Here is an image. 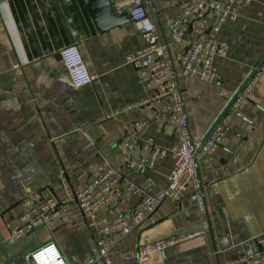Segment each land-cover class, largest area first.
Segmentation results:
<instances>
[{"label":"crops","instance_id":"1","mask_svg":"<svg viewBox=\"0 0 264 264\" xmlns=\"http://www.w3.org/2000/svg\"><path fill=\"white\" fill-rule=\"evenodd\" d=\"M111 6L116 0H110ZM196 0H147L161 38L170 39L165 19ZM235 20L221 26L226 56L214 57L215 83L178 76L192 139L203 137L245 75L264 53V0L237 6ZM141 23L128 21L97 29L88 0H0V264H30L35 248L54 241L68 264H89L96 256L94 228L88 227L73 189L90 181L103 161L122 171L117 196L98 211L96 225L127 218L139 197L123 196L126 182L147 193L167 183L170 157L149 169L127 168L122 137L134 120H146L137 140L151 138L170 147L172 126L162 102L153 99L136 69L125 61L144 44ZM76 44L95 79L75 86L59 51ZM204 195L200 212L187 193L165 199L111 253L115 264H226L257 249L264 233V72L250 100L227 122L222 142L196 159ZM41 191L68 200L49 225L21 238L10 236L19 225L22 199ZM183 237L152 258L124 253L141 237Z\"/></svg>","mask_w":264,"mask_h":264},{"label":"built area","instance_id":"2","mask_svg":"<svg viewBox=\"0 0 264 264\" xmlns=\"http://www.w3.org/2000/svg\"><path fill=\"white\" fill-rule=\"evenodd\" d=\"M252 0H196L182 8L176 15L165 19L170 39H162L148 12L147 0H116L112 6L114 15H127L140 22L144 44L129 52L125 61L137 71L140 82L153 90V99L162 102L163 118L172 126L175 143L170 147L156 144L151 138L137 140L136 131L149 126L146 120H134L130 130L122 137V145L128 153L123 161L127 168L144 170L151 168L158 159L170 157L172 168L164 187L155 193H147L135 183L126 182L121 188L123 196L139 197L138 204L127 218L96 225L98 211L117 196V184L123 180L122 171L108 161L97 166L94 177L84 185L73 189L71 200L77 205L88 227L97 232L95 258L89 264H115L111 253L123 238L141 224L165 199H176L187 193L198 210L204 212V195L198 178L196 159L199 154L212 152L224 137L227 122L252 97L264 72V53L238 85L232 97L214 119L208 132L192 139L187 124L178 76L196 78L215 83L217 69L214 57H224L228 44L218 37L223 23L235 20L237 6ZM62 64L72 83L81 86L92 82L95 75L86 68L76 44L59 51ZM68 200L41 191L27 193L21 201L23 211L19 225L10 229V236L21 238L40 225H49L66 209ZM183 237L161 240L143 235L141 245L124 253L129 260L134 256L152 258L153 254L181 241ZM257 249L230 258L226 264H264V233L256 238ZM30 264H68L54 241H47L35 248L27 257Z\"/></svg>","mask_w":264,"mask_h":264},{"label":"water","instance_id":"3","mask_svg":"<svg viewBox=\"0 0 264 264\" xmlns=\"http://www.w3.org/2000/svg\"><path fill=\"white\" fill-rule=\"evenodd\" d=\"M88 7L97 29H108L129 20L127 15H114L110 0H88Z\"/></svg>","mask_w":264,"mask_h":264}]
</instances>
